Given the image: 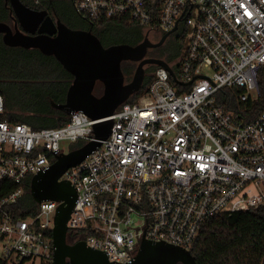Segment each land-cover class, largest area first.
Instances as JSON below:
<instances>
[{
  "label": "built area",
  "instance_id": "obj_1",
  "mask_svg": "<svg viewBox=\"0 0 264 264\" xmlns=\"http://www.w3.org/2000/svg\"><path fill=\"white\" fill-rule=\"evenodd\" d=\"M71 1L92 23L126 20L153 38L175 32L183 51L101 119L77 111L60 127L34 129L4 118L0 94V183L18 184L0 195L5 264L52 262L61 202H36L28 217L14 209L28 179L68 153L61 142L96 140L94 126L107 120L110 135L60 178L77 192L70 243L84 240L126 263L142 239L192 250L207 220L264 209V0Z\"/></svg>",
  "mask_w": 264,
  "mask_h": 264
},
{
  "label": "water",
  "instance_id": "obj_2",
  "mask_svg": "<svg viewBox=\"0 0 264 264\" xmlns=\"http://www.w3.org/2000/svg\"><path fill=\"white\" fill-rule=\"evenodd\" d=\"M6 3L15 14V27L0 22L4 43L10 47L38 49L44 55L54 56L73 76L65 102L53 103L56 109L68 115L82 111L92 119L111 116L142 89L146 66L168 68L163 59L148 57V50L161 45L168 34L157 43L146 37L136 45L118 43L105 46L92 29L71 28L61 20L55 21L47 10H36L22 0H7ZM127 61L137 63L130 82L126 81L122 67ZM170 72L174 76L171 69ZM98 85L102 86L100 95L96 94ZM112 126V120L97 123L94 126L96 140L59 155L49 169L32 178L30 192L35 202L48 199L61 202L52 230V264H198L191 250L162 239H142L137 256L126 263L110 261L108 251L91 247L84 240L69 242L68 221L77 192L69 181L60 178L70 167L81 164L100 147L101 140L110 135Z\"/></svg>",
  "mask_w": 264,
  "mask_h": 264
},
{
  "label": "trees",
  "instance_id": "obj_3",
  "mask_svg": "<svg viewBox=\"0 0 264 264\" xmlns=\"http://www.w3.org/2000/svg\"><path fill=\"white\" fill-rule=\"evenodd\" d=\"M7 0H0V22L11 20ZM27 6L37 10L60 9L59 19L69 27L90 29L89 23L75 14V9L67 0H22ZM61 4L59 7L58 5ZM76 15L78 24L75 22ZM94 33L105 46L128 43L136 45L143 40L142 29L126 20H105L94 23ZM99 27V28H98ZM183 40L177 38L170 50L169 60L177 58L182 50ZM164 52V50H163ZM135 64L125 62L123 71L128 78ZM149 67L147 72L153 71ZM151 76L146 75L142 89L133 96L135 100L147 89ZM73 76L67 72L54 56L41 53L38 49L10 47L0 34V94L4 98V118L13 123H25L34 129L60 127L69 115L56 109L53 103H63ZM98 88H96V92ZM82 143H78V148ZM26 182V192L19 199L15 212L21 217L30 216L36 208L30 186ZM18 184L3 180L0 195H7ZM198 264H263L264 263V209L238 211L220 214L205 222L192 247ZM0 264L5 260L0 257ZM41 264H52L51 258Z\"/></svg>",
  "mask_w": 264,
  "mask_h": 264
},
{
  "label": "flooded vegetation",
  "instance_id": "obj_4",
  "mask_svg": "<svg viewBox=\"0 0 264 264\" xmlns=\"http://www.w3.org/2000/svg\"><path fill=\"white\" fill-rule=\"evenodd\" d=\"M67 1H69L70 3H71V5L73 6V3H72V1L71 0H67ZM61 4H59L58 5V7L60 6ZM8 6H9V8H11L10 7V4L8 3ZM37 10V9H36ZM48 11V14L56 21V20H60L59 19V14L60 15H62V11L58 8V9H56V7L55 8H51V10H47ZM75 14L78 16V17H80L81 19H83V20H85L87 23H89V25H90V29H92V31H93V28H94V26H95V24L94 23H92V22H89V21H87L86 19H84V18H82L81 16H79L76 12H75ZM74 13H73V16H74V19H73V21L75 20V22L78 24L79 22H78V20H77V18H76V15H75ZM10 15H11V20L10 21H6L7 23H9L11 26H12V24H13V26H12V28H14L15 27V20H14V16H15V14H14V12L10 9ZM66 24V23H65ZM20 27V26H19ZM21 28V27H20ZM71 28H73V27H71ZM99 28V27H98ZM141 28V27H140ZM76 29H81V28H76ZM142 29V31H143V40L146 38V37H148L152 42H154V43H157V42H159L162 38H163V36L164 35H166V34H168L167 35V37L165 38V40H164V42L161 44V45H159V46H156V47H152V48H150L149 50H148V54H150V56H148V57H152V58H160V59H163L166 63L167 62H169L170 60H169V55H170V50L175 46V42H177V38H178V36L176 35V33L175 32H171V33H163V32H158L157 34H156V37L155 38H153L152 36H150L149 37V35L148 34H146V32H145V30L143 29V28H141ZM88 30V29H87ZM94 32V31H93ZM142 40V41H143ZM141 41V42H142ZM183 47H184V45L182 46V50H181V53H182V51H183ZM163 50H164V52H163ZM167 53H168V56H167ZM180 53V54H181ZM165 56H167V57H165ZM176 59V58H175ZM171 61H173V60H171ZM127 62H129V63H132V65L133 64H137V63H135V62H132V61H127ZM125 63V62H124ZM123 63V64H124ZM155 67V65H149L148 66V68L149 67ZM122 67H123V65H122ZM147 68V69H148ZM136 70V69H135ZM149 72H152V71H149ZM149 72L147 73V74H149ZM126 80H127V77H126Z\"/></svg>",
  "mask_w": 264,
  "mask_h": 264
},
{
  "label": "rangeland",
  "instance_id": "obj_5",
  "mask_svg": "<svg viewBox=\"0 0 264 264\" xmlns=\"http://www.w3.org/2000/svg\"><path fill=\"white\" fill-rule=\"evenodd\" d=\"M12 26H13V24H12ZM148 56H150V54H148ZM167 56H168V53H167ZM167 56H165V57H167ZM148 66H146V75L148 73L147 72ZM136 67H137V64H135V68H134L132 74L127 78V80H126L127 82H130L132 80ZM152 73H153V71L152 72H149V75L151 76ZM97 88H98V91L96 92V94L100 95L101 92H102V86L101 85H98ZM78 143L79 142L72 143L70 141H64V142H61V146H62V148L65 147V152H69L71 150V148L75 147ZM27 264H41V260L40 259H37L34 262L32 261V262H29Z\"/></svg>",
  "mask_w": 264,
  "mask_h": 264
},
{
  "label": "snow or ice",
  "instance_id": "obj_6",
  "mask_svg": "<svg viewBox=\"0 0 264 264\" xmlns=\"http://www.w3.org/2000/svg\"><path fill=\"white\" fill-rule=\"evenodd\" d=\"M242 7H243V5H242ZM248 15H250V13H247Z\"/></svg>",
  "mask_w": 264,
  "mask_h": 264
}]
</instances>
